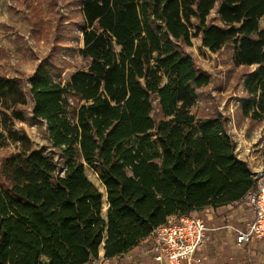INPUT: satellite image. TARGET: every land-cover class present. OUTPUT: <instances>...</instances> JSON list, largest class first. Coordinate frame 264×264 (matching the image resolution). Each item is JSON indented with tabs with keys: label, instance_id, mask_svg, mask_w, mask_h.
I'll list each match as a JSON object with an SVG mask.
<instances>
[{
	"label": "trees",
	"instance_id": "1",
	"mask_svg": "<svg viewBox=\"0 0 264 264\" xmlns=\"http://www.w3.org/2000/svg\"><path fill=\"white\" fill-rule=\"evenodd\" d=\"M17 1L53 45L27 79L0 74V264L119 257L170 219L257 189L227 119L191 114L210 75L188 49L194 39L214 54L232 46L241 117L264 122V0ZM76 34L83 47H67ZM71 49L87 65L64 79ZM29 114L53 153L17 127ZM86 169L104 188L105 218Z\"/></svg>",
	"mask_w": 264,
	"mask_h": 264
},
{
	"label": "rangeland",
	"instance_id": "2",
	"mask_svg": "<svg viewBox=\"0 0 264 264\" xmlns=\"http://www.w3.org/2000/svg\"><path fill=\"white\" fill-rule=\"evenodd\" d=\"M28 1L29 4H33V8L39 5V0ZM42 9L43 13L38 15L39 18L43 22L52 19L45 4L42 5ZM63 13L66 15V12ZM32 14V8L22 1L0 0V74L9 77L18 76L25 80L33 75L40 61L46 58L50 52L53 45L50 35L46 37L44 33L37 35L33 33ZM76 35L77 40L67 43V47H83L80 34ZM188 50L197 66L210 75V84L198 91L199 99L191 109V114L197 121H200L214 112H220L227 119L230 134L242 153H245L248 148L251 150L256 148L258 152H263L264 122L256 124L241 117L240 109L244 102V80L239 78L243 71L241 68L234 69L231 65L232 46L228 45L219 53L214 54L203 48L199 39H194L192 47ZM63 56L70 67L64 70L62 78L67 79L70 73L86 68L87 62L75 50L71 49ZM30 106L31 103H29ZM17 127H23L26 130L37 148L44 147L48 154L53 153L45 134L44 124L34 120L29 114L25 122L17 124ZM8 150L14 152L15 147L11 145ZM86 174L89 180L103 193L102 216L105 218L107 201L104 188L91 170L86 169ZM239 205L243 208L241 203ZM237 207L239 206L233 208ZM200 218L202 217L200 216Z\"/></svg>",
	"mask_w": 264,
	"mask_h": 264
},
{
	"label": "crops",
	"instance_id": "3",
	"mask_svg": "<svg viewBox=\"0 0 264 264\" xmlns=\"http://www.w3.org/2000/svg\"><path fill=\"white\" fill-rule=\"evenodd\" d=\"M236 153L239 159L248 163L258 179L264 177V151L248 148L242 153L237 148ZM239 204L208 207L197 213L196 216H201L210 228L216 229L210 235L208 246L197 254L200 264H264V240L250 244L237 243L234 230H245L254 218L251 209L245 206L241 208ZM234 206L239 207L234 209ZM147 248L145 240L134 250L112 259H105L104 250L101 249L98 260L101 264H155Z\"/></svg>",
	"mask_w": 264,
	"mask_h": 264
},
{
	"label": "built area",
	"instance_id": "4",
	"mask_svg": "<svg viewBox=\"0 0 264 264\" xmlns=\"http://www.w3.org/2000/svg\"><path fill=\"white\" fill-rule=\"evenodd\" d=\"M238 203L251 209L254 218L245 230H234L237 243L264 240V177L258 179L256 190L233 204ZM215 230L198 216L173 218L152 232L147 240V251L153 256L155 264H200L197 252L208 246L210 235ZM91 264L101 262L96 260Z\"/></svg>",
	"mask_w": 264,
	"mask_h": 264
}]
</instances>
